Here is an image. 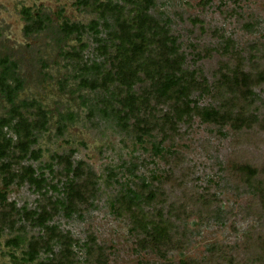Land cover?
Instances as JSON below:
<instances>
[{
    "label": "rangeland",
    "instance_id": "obj_1",
    "mask_svg": "<svg viewBox=\"0 0 264 264\" xmlns=\"http://www.w3.org/2000/svg\"><path fill=\"white\" fill-rule=\"evenodd\" d=\"M25 11L33 20L41 19L45 27L27 34ZM151 14L168 24L186 56L185 66L199 69L209 82L214 79L218 62L225 59L223 50L228 41L234 50L242 52L246 63L252 55L264 60V0H157ZM96 19L77 8L74 0H0V59L7 57L14 62L22 81L15 102L36 100L48 113L47 129L37 136L34 147L41 151V157L25 165H31L61 189L56 175L60 167L53 158L73 152L74 165L85 164L97 177V195L90 206L82 207L69 219L60 214L51 224L70 232L79 244L92 233L97 243L107 248L108 264H179L187 259L204 264L213 248L218 249L212 256L215 264L218 258L229 261L231 256L236 264H242L245 237L252 229L264 228V218L255 217L258 215L252 204L256 194L252 187L233 181L228 163L245 156L263 164L264 133L257 132L256 137H252L254 132L237 134L194 118L190 124L179 126L178 136L163 140L153 132L144 143H138L117 125L105 103L107 95L79 85L81 64L100 61L95 53L97 45L91 34L66 35L61 25L64 20L88 25ZM73 51L80 53L82 62L65 56V52ZM205 52L210 57L200 59ZM256 92L261 97L256 105L261 108L263 96ZM193 98L200 106L217 102L197 93ZM9 108L0 96V117ZM143 182L156 189L164 214L176 202H188L190 210L191 197L201 201L206 194L215 197L214 214L200 218L190 213L178 223L186 235L178 249L166 253L143 251L129 220L114 211L117 197L128 189L136 190V185ZM45 189L48 196L61 197ZM40 200L41 196L27 184H14L7 191V201L15 202L18 208L34 210ZM39 232L20 221L14 231L0 233V264H38L44 254L28 263L23 261V253L28 241ZM14 238H19L20 246L8 247L6 242ZM76 250L85 257L84 249Z\"/></svg>",
    "mask_w": 264,
    "mask_h": 264
},
{
    "label": "trees",
    "instance_id": "obj_2",
    "mask_svg": "<svg viewBox=\"0 0 264 264\" xmlns=\"http://www.w3.org/2000/svg\"><path fill=\"white\" fill-rule=\"evenodd\" d=\"M228 1L239 3L240 0ZM156 2L74 0L77 8L97 19L88 25L64 20L61 29L66 35L91 34L100 59L90 65L81 64L79 85L107 95L105 103L117 125L138 143H144V138L153 132L159 133L163 140L178 136L179 126L190 124L194 118L237 134L254 132L252 137H256L257 132L264 133V60L252 55L250 63H246L242 52L234 50L233 43L228 41L223 50L225 59L218 62L214 79L209 82L199 69L189 70L185 66L186 56L168 24L151 14ZM24 13L27 34L45 27L41 19L33 20L29 11ZM102 33L104 37L100 36ZM65 56L82 62L79 52H65ZM207 57H210L208 52L199 56ZM16 70L17 65L9 58L0 59V96L10 106L6 115L0 117V233L14 231L20 221L40 230L28 241L23 253V261L28 263L44 254L45 258L38 264H108L107 248L97 243L92 233L86 242L79 244L70 232L51 224L60 214L69 219L82 207L90 206L97 195V177L85 164L74 165L73 152L53 158L60 167L56 175L61 189L48 182L43 173L25 165L41 157V151L34 147L37 136L47 129L48 113L36 100L15 102L22 88ZM257 90L263 96L261 108L256 105L261 98ZM194 93L210 96L217 102L200 106L198 99L193 98ZM236 159L228 163L229 174L235 183L252 187L256 194L252 204L258 215L255 217L262 220L264 217L259 216H264V163L255 164L245 156ZM47 168L52 172L51 165ZM14 184H27L41 196L37 208L26 210L7 201V191ZM47 187L61 197L48 196ZM155 190L144 182L136 185V190L128 189L115 200L114 211L118 217L129 220L140 249L166 253L185 242L186 235L177 224L190 213L200 218L212 216L215 197L206 194L201 201L191 197L190 210L188 202H176L164 214ZM149 207L153 210H147ZM18 239L8 240L6 245L17 248L21 244ZM77 248L85 250L84 258L79 256ZM243 249L242 264H264V228L252 229L245 237ZM216 251L217 248L212 249L211 257ZM211 257L204 264H215ZM218 261L217 264H236L234 256L229 261L221 257ZM179 264L200 263L187 259Z\"/></svg>",
    "mask_w": 264,
    "mask_h": 264
}]
</instances>
